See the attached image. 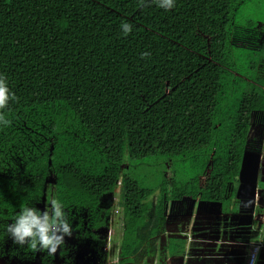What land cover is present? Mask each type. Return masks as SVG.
Here are the masks:
<instances>
[{"label":"trees","instance_id":"obj_1","mask_svg":"<svg viewBox=\"0 0 264 264\" xmlns=\"http://www.w3.org/2000/svg\"><path fill=\"white\" fill-rule=\"evenodd\" d=\"M245 1L175 0L166 11L153 0H0V74L17 97L3 110L11 125L0 127V225L25 202L43 211L51 196L73 229L50 256L0 228V264H72L106 226L101 198L118 181V264H134L169 199L218 201L242 183L264 133V77L240 70ZM257 46L264 54V29ZM263 59L252 68L264 72ZM149 159L171 164L170 177L152 185L123 171ZM201 160L209 174L200 185L203 175L184 169ZM171 251L182 256L185 245Z\"/></svg>","mask_w":264,"mask_h":264},{"label":"crops","instance_id":"obj_2","mask_svg":"<svg viewBox=\"0 0 264 264\" xmlns=\"http://www.w3.org/2000/svg\"><path fill=\"white\" fill-rule=\"evenodd\" d=\"M243 169L242 183L232 185L218 201L169 199L164 216L149 226L156 229V235L150 238L151 232L146 231L147 242L139 253V263L247 264L252 242L260 240L262 249L255 264H264V139L261 150L247 154ZM157 200L155 195L153 204ZM173 219L175 223L182 219L183 223L171 225ZM122 238L123 232L119 247ZM182 244L183 255H173L171 248Z\"/></svg>","mask_w":264,"mask_h":264},{"label":"rangeland","instance_id":"obj_3","mask_svg":"<svg viewBox=\"0 0 264 264\" xmlns=\"http://www.w3.org/2000/svg\"><path fill=\"white\" fill-rule=\"evenodd\" d=\"M236 26V30L240 32L242 37H245L243 38L242 42H240L242 43L243 47H245V49L242 47L240 52H238V54L242 53L243 55L241 59V72L244 74H249L251 77H253V79L256 77L260 78V76L264 77L262 66L258 71L255 70V66L252 68L254 63L257 64L258 61L262 60V57L264 58V54L259 53L257 46L261 32L264 29V0H246L242 5L240 14L236 19ZM262 139H264V133ZM162 162L163 161L159 159H149L144 162H127L126 165L129 166V168H125L123 171L127 172L128 176L141 182L148 178L149 183L152 185H157L160 176L165 174L167 178H169L171 175V164L168 165L165 162L162 164ZM203 162L204 160H201L197 163L190 162L187 169H184V174H186L187 177H189V175L195 177L203 175L202 179L200 176L198 178L200 185L204 183V176L209 174L208 167H204V170L201 169L200 164ZM177 165L180 166L181 164L177 163ZM162 166H164L165 171L163 170ZM48 180L52 184L53 175L51 172H49ZM231 187V185H228L225 190H230ZM52 192L53 187L51 188V194ZM157 193L158 192H156V194ZM119 201V190L115 195L106 194L101 198V202L104 203L105 208L108 206L110 210L109 214L107 215V224L102 228L93 229V232L91 233V249L88 250L87 253H82L79 251V249H77L74 253L72 264H118L119 238L122 236L124 222L123 210L121 205H119ZM189 206L190 205H187V211ZM172 222L174 224L171 223V225H177L182 224L183 220L180 219L175 223V219H173ZM0 244V246L4 245H2V243ZM9 257H12L15 263H17V260H19V257L14 254ZM140 258V254L135 257V259H137L135 260V263L141 264L139 263ZM23 259L26 260L27 258ZM21 261L23 260L21 259Z\"/></svg>","mask_w":264,"mask_h":264},{"label":"clouds","instance_id":"obj_4","mask_svg":"<svg viewBox=\"0 0 264 264\" xmlns=\"http://www.w3.org/2000/svg\"><path fill=\"white\" fill-rule=\"evenodd\" d=\"M153 2L166 11L175 7V0H153ZM138 4L141 7L146 6L145 0H138ZM121 28L124 35H128L132 31V25L127 22H123ZM149 55L148 52L141 53L142 57ZM16 99L15 93L8 87L7 78L0 74V127L11 125V120L7 118V114L3 110L7 108L10 100ZM120 186L121 181H118L117 191ZM117 191L112 195H115ZM0 228L3 229V233L7 237L12 239L14 244L27 246L36 253L47 252L50 256L57 254L61 246L65 244V237H70L73 232L65 206L58 197L51 196L43 211L33 203H23L19 207V211L12 217L11 222L7 225H0ZM260 242L262 243V241Z\"/></svg>","mask_w":264,"mask_h":264},{"label":"built area","instance_id":"obj_5","mask_svg":"<svg viewBox=\"0 0 264 264\" xmlns=\"http://www.w3.org/2000/svg\"><path fill=\"white\" fill-rule=\"evenodd\" d=\"M262 243L257 240L254 241L251 245V248L248 253L247 257V264H255L259 255V252L261 251Z\"/></svg>","mask_w":264,"mask_h":264}]
</instances>
